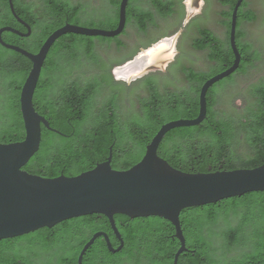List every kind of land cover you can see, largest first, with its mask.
Wrapping results in <instances>:
<instances>
[{
  "label": "trees",
  "instance_id": "1",
  "mask_svg": "<svg viewBox=\"0 0 264 264\" xmlns=\"http://www.w3.org/2000/svg\"><path fill=\"white\" fill-rule=\"evenodd\" d=\"M149 1L161 18H167L174 12L173 3L170 1ZM225 2H230V9L223 13L222 22L226 28V40L221 41L211 32L204 31L202 34L207 37L208 42L201 44L196 42L195 45L197 49L208 51L209 61L214 63V67L219 66L220 71L230 66L234 58L230 48L229 31L235 1ZM115 6L116 20L118 1ZM126 15L127 20L135 21L139 30H143L153 17L152 13L135 7L132 0L128 3ZM254 19L255 15L243 7L237 12L235 41L241 56L240 73L245 72L258 58L252 51V46L243 42L244 34L239 29L242 22H252ZM70 35L84 42L93 40L92 37ZM99 39L102 40V37ZM83 48L86 49L85 54L90 57L91 43ZM56 54L55 52L49 54L52 62H55L54 59L59 62L63 60V57ZM30 65L29 59L25 56L0 47V143L19 142L24 138L19 93ZM211 76L212 73L196 76L195 79H198L199 83L191 99L190 111L177 116L165 113L161 119L153 117L148 112L144 116L137 115L127 122H120L113 101L109 102L106 108L93 113L90 99L76 104L67 102V98L71 96L81 97V89L77 86L60 88L59 97L56 99L38 103H34L33 100L35 110L45 117L52 129L62 135L42 126L39 149L22 170L45 178L60 175L77 176L106 160L110 147L111 167L116 170H127L141 160L145 146L162 123L176 117L193 119L197 116L200 86ZM232 81V76L224 79L214 84L206 94L208 122L217 124L219 128L228 129L232 125L214 118L216 88ZM262 91L264 92V89ZM239 125L251 150L250 155L244 159L236 158L227 142H220L216 136L209 133L205 141H195L190 153V159L194 162L186 167L177 168L172 156L181 148L180 139H186L189 135L196 140L198 137H204V134L198 135L201 127L199 125L167 132L161 143V149L163 148L166 153L159 152V155L165 158L170 166L186 173L252 169L264 164V105H261L260 111L253 117L247 118L246 121L239 120ZM204 143L208 144L209 149H206ZM224 201L220 207L209 204L191 209L190 215L195 223V230L186 235V242L194 252L187 256L181 253L177 264H264V192H251ZM230 212L241 214L239 226L229 225L226 221L227 213ZM88 216L72 218L55 225L53 237L47 234L49 228H41L33 232L34 234L0 240L1 261L21 260L30 264V254L38 255V252L42 251L50 255V262L47 264H77L78 255L90 236L86 230L90 229L92 232L105 230L108 225V220L104 216L101 220L93 221ZM114 219L123 239V249L115 254L109 253L104 241L98 238L86 251L81 264H173L178 243L173 238L174 228L167 220L154 216L131 220L121 214L114 215ZM219 220L224 221L225 225L215 230L213 226ZM204 230L208 231L209 239L204 237ZM107 232L111 243L117 246L118 241L108 228ZM214 240L219 243V247L212 244ZM218 251L223 257L222 260L215 258ZM235 251H238L236 257H228L229 253Z\"/></svg>",
  "mask_w": 264,
  "mask_h": 264
},
{
  "label": "water",
  "instance_id": "2",
  "mask_svg": "<svg viewBox=\"0 0 264 264\" xmlns=\"http://www.w3.org/2000/svg\"><path fill=\"white\" fill-rule=\"evenodd\" d=\"M241 2L237 0L230 19L229 42L234 57L231 66L203 83L198 94L197 116L163 124L146 145L141 160L127 170L111 167V147L105 161L73 177L60 175L45 178L30 174L22 170V167L39 149L42 126L62 135L49 126L33 104V95L50 47L65 34L102 38L118 36L125 27L128 0H120L115 29L65 24L46 38L36 54L7 45L0 38L3 47L20 53L32 64L19 93L24 138L19 142L0 143V240L27 235L41 228L51 229L72 218L103 215L108 219L119 246L114 248L106 233L96 232L78 255L77 264H81L86 251L99 237L104 238L109 253L115 254L122 249L123 240L115 227L114 215L121 214L131 219L154 216L167 220L174 228L173 238L178 240L179 248L174 254L173 264H177L179 255L186 251L179 220L183 209L216 204L251 192H264V164L252 169L186 173L173 168L157 155V149L167 132L202 123L207 113V91L239 67L240 54L235 34ZM9 3L13 10L11 0ZM202 5L203 0H184L183 25L200 14ZM3 30L0 29V34ZM179 35L180 31L138 52L118 69L122 78L130 82L150 72L163 70L176 55Z\"/></svg>",
  "mask_w": 264,
  "mask_h": 264
},
{
  "label": "flooded vegetation",
  "instance_id": "3",
  "mask_svg": "<svg viewBox=\"0 0 264 264\" xmlns=\"http://www.w3.org/2000/svg\"><path fill=\"white\" fill-rule=\"evenodd\" d=\"M117 1L119 8L120 0H11L12 10L9 0H0V29H5L1 32L0 38L7 45L36 54L46 38L65 24L78 25L81 21H88L92 24L102 23L111 27L107 30L115 29L118 23V12L117 19L115 20V3ZM129 1L131 0H128V3ZM165 1L173 3L174 12H180L178 22L169 30L164 29V26L162 27L158 22V20H164V18H161L156 14L154 7L149 0L148 3L140 0H132L135 7L153 14L152 20L146 23L143 30H139L133 19L127 20L126 15L124 30L116 37L102 38V40L99 39L101 37H92V41L84 42L83 40L70 34H65L56 39L50 47L42 66L39 80L33 95L34 103L56 99L60 94L59 89L64 86H77L81 89V97L78 98L71 96L70 98H67V102L76 104L90 99L92 103L91 110L94 113L99 112L101 108H106L108 103L113 101L115 102L116 113L120 122H127L137 115L144 116L148 112H150L153 117L161 119L162 115L165 113L170 116H177L190 111L191 99L194 97L195 88L199 83V80L195 79L196 76L210 73V68L206 71L205 68L202 67V64H198L200 59L194 58L190 51L200 53L206 51V49L201 50L195 47L196 42L199 44L208 42L206 39L207 37L202 34L204 31L211 32L219 40L220 38L215 35L214 32L216 31V27L212 24V22L209 25H200L188 34L187 27L190 21L186 25H183L185 17L184 0ZM203 1L207 2V0ZM225 1L226 0H219V4L223 8H227L229 11V1L233 0H227L229 3H226ZM234 1L236 4L237 0ZM258 3H261L264 6V0H242L238 10L242 7L245 10H250L255 15L256 19L258 14ZM225 12L221 13V17H223V13ZM201 14L202 10L197 16H201ZM129 27L137 31V33H133V40L129 39ZM179 31L180 35L176 43V55L174 56L173 61L163 70L150 72L143 77L130 82H127L122 78L118 72V69L122 65L130 61L141 50L146 49L158 40L169 37ZM136 35H140L139 38L136 37ZM90 43L92 45V55L89 57L85 54L86 49H84L83 46L86 47L87 44ZM0 47L7 51L18 53L3 47L1 44ZM51 52L57 53L56 56L59 55L63 57V60L59 62L54 59L55 62H52V59L49 58V54ZM256 60H258V58ZM256 60L245 72L240 73V67H238L233 74L227 77H233V81L230 84H233L235 76L246 75L249 72V69L254 67ZM31 66L32 64L30 65L28 73ZM255 82L256 84L253 85L249 91L252 101L248 104L243 102L242 111H234L232 109L231 100L227 101V103L225 102V104L221 106L222 109H220L217 101V94L215 93V103L213 106L214 118L217 121L220 120L230 123L232 125L231 128H219L217 124L208 122L206 115V118L199 125L201 127L198 132V135L204 134V137H198L196 140V138L189 135L186 139H180L181 148L177 149L172 156L173 160L176 162L175 164L177 168H181L183 166L186 167L190 163L192 164L194 162L193 159H190V153L195 141H205V138L209 136V133L216 136L220 142H227L230 150L234 153L236 158L244 159L250 155L251 150L246 144V136L239 125V120L246 121L247 118L253 117L260 111L261 105H264V92L262 91L264 89V80L257 79ZM134 97L135 99L138 97V114L132 113L130 109L127 108V105L129 104L128 102L134 99ZM239 106L241 108V104H239ZM178 119L188 118H172L171 120L162 123L159 128L167 122ZM241 136H244V141L247 146L248 153L246 155H242L237 152V145ZM161 143L157 149V155L165 160V158L159 155V152L166 153L163 148L161 149ZM203 145L206 146V149H209L207 143H204ZM208 169H210V166H208ZM224 202V200L217 202L214 204V207H220ZM193 208L196 207L188 208L184 211L182 210L179 215L180 227L185 239L186 247V251L182 254L185 256L194 252V249L187 245L186 242V235H189L195 230V223L190 215V211ZM102 217L103 215L88 216V218L92 221L101 220ZM226 217L228 224L236 227L239 226V223L242 220L241 214H233L232 212L227 213ZM107 224L108 225L105 230L92 232L90 229H87L86 231L88 232V235H90L88 240L96 232H104L108 235L107 228L115 237L109 222ZM114 224L120 234V237L122 238L120 230L116 225V219H114ZM224 225V221L219 220L213 227L215 230H219ZM126 226H128V224ZM47 234L48 236L53 237L55 235L54 229L51 228ZM203 235L205 238L209 239L210 235L207 230H204ZM99 238H101L105 243L103 237ZM175 240L178 243L176 248L177 251L179 248V242L177 239ZM109 241L111 243L110 238ZM212 244L215 247H219V243L215 240L212 241ZM111 245L116 248L119 246V241L117 246L112 243ZM238 251L229 253L228 257H236ZM215 258L222 260L223 257L218 251ZM29 262L30 264H47V262H50V255L42 251H39L38 255L32 253L30 254ZM203 262H206V260ZM0 264L29 263H27V261L22 262L21 260L2 262L0 259Z\"/></svg>",
  "mask_w": 264,
  "mask_h": 264
},
{
  "label": "rangeland",
  "instance_id": "4",
  "mask_svg": "<svg viewBox=\"0 0 264 264\" xmlns=\"http://www.w3.org/2000/svg\"><path fill=\"white\" fill-rule=\"evenodd\" d=\"M148 3V0H140ZM215 1V2H214ZM204 2V1H203ZM257 18L252 22H242L240 24L239 29L244 34V43H248L252 46V50L254 53L258 55V60H256L254 67L249 69V72L244 76H235L233 84L225 85L222 87L216 88L217 94V101L219 104V108L222 109V105L227 103V101L231 100L232 102V109L234 111H242L243 102L247 104L250 103L252 100L249 95V91L253 85L256 84L257 79L264 80V6L261 3L257 4ZM228 11L227 8H223L219 4V0H207L202 5V14L201 16L194 17L190 20L187 33H191L193 30L198 28L200 25L206 24L209 25L214 24L216 27V31L214 32L221 41L226 40V28L223 26V17H221V13ZM171 16L164 18V20H158L161 26L164 29H171L173 26L178 22L180 12H173ZM182 16V15H181ZM220 24V25H219ZM79 26L84 27H91V28H99V29H108L107 25L102 23H90L88 21H81L78 23ZM137 33L135 29L131 27L128 28L129 39L133 40L134 34ZM140 35H136L139 38ZM135 37V38H136ZM194 58L200 59L198 64H202V67L208 71L210 68V73L212 76L220 73V67L215 66L214 63L209 61L207 58L208 51H204L203 53L190 51ZM220 71V72H219ZM138 97L135 99L130 100L128 102L127 108L134 114H138ZM241 104V108L239 106ZM243 135V134H241ZM237 152L242 155H246L247 146L244 141V136H241L238 141L237 145Z\"/></svg>",
  "mask_w": 264,
  "mask_h": 264
}]
</instances>
